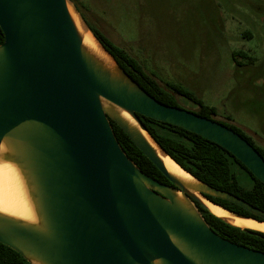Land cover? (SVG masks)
Wrapping results in <instances>:
<instances>
[{"label":"water","instance_id":"1","mask_svg":"<svg viewBox=\"0 0 264 264\" xmlns=\"http://www.w3.org/2000/svg\"><path fill=\"white\" fill-rule=\"evenodd\" d=\"M69 10L78 14L69 0H0V163L17 171L34 216L25 221L0 213V244L29 264H264L263 253L208 227L196 204L207 208L196 195L235 218L264 224V212L183 170L137 116L216 144L263 185L264 159L222 124L149 96L78 14L109 62L93 54ZM110 121L169 185L143 174L125 155ZM143 134L191 180L169 173Z\"/></svg>","mask_w":264,"mask_h":264},{"label":"rangeland","instance_id":"2","mask_svg":"<svg viewBox=\"0 0 264 264\" xmlns=\"http://www.w3.org/2000/svg\"><path fill=\"white\" fill-rule=\"evenodd\" d=\"M73 3L86 25L133 58L162 88H182L216 110L213 120L235 125L264 149V0ZM237 51L252 57L253 65L237 58L242 65L235 66L231 53ZM176 100L180 109L197 110L184 98Z\"/></svg>","mask_w":264,"mask_h":264},{"label":"trees","instance_id":"3","mask_svg":"<svg viewBox=\"0 0 264 264\" xmlns=\"http://www.w3.org/2000/svg\"><path fill=\"white\" fill-rule=\"evenodd\" d=\"M74 0H69L73 3ZM74 4V3H73ZM95 39L114 58L121 69L149 96L157 102L169 106H178L176 96L192 102L197 110L193 112L203 118L222 124L241 136L264 159V149L257 147L251 138L233 124L213 120L217 116L216 110L203 105L182 88L175 85H166L162 88L154 79L143 73L142 68L123 50L111 44L97 29L86 25ZM4 37L0 30V45ZM237 58L244 60L246 65H253L254 59L242 51L232 52L231 60L235 66L241 67L242 63ZM144 126L149 137L171 158L178 166L194 178L207 185L244 201L253 208L264 212V185L256 180L245 167L231 154L214 143H211L193 133L181 128L154 121L149 118L137 116ZM213 118V119H212ZM228 122L230 116L225 117ZM113 134L125 153V155L137 166V168L153 180L169 185L166 179L157 171L154 165L133 145L127 136L110 121ZM210 202L244 217H252L240 207L231 203L205 197ZM204 221L208 227L219 237L235 245L264 254V234L249 229H240L228 224L226 221L216 218L206 209L198 206ZM0 264H29L19 254L0 244Z\"/></svg>","mask_w":264,"mask_h":264},{"label":"bare ground","instance_id":"4","mask_svg":"<svg viewBox=\"0 0 264 264\" xmlns=\"http://www.w3.org/2000/svg\"><path fill=\"white\" fill-rule=\"evenodd\" d=\"M69 13L77 27V30L81 34L83 45L97 57L101 58L105 62H109L105 55L101 52L97 43L91 37V34L87 33L82 28L77 15L72 10H69ZM122 117L132 125H135L133 120L127 114L123 113ZM143 135L149 144L156 150L164 167L169 173L184 181L191 180L190 177L179 169L169 158L163 157L154 143L145 134ZM196 197L213 216L226 221L228 224L240 229H249L264 233L263 223L259 224L251 220L235 218L223 209L205 201L199 195H196ZM0 213L25 221H33L34 219L32 209L27 199L26 191L17 171L14 167L5 163H0Z\"/></svg>","mask_w":264,"mask_h":264}]
</instances>
